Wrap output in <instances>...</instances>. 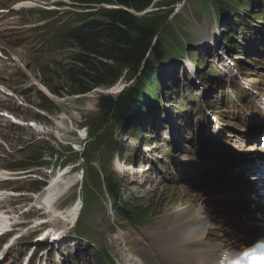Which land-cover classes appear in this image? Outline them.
<instances>
[{
	"label": "rangeland",
	"instance_id": "1",
	"mask_svg": "<svg viewBox=\"0 0 264 264\" xmlns=\"http://www.w3.org/2000/svg\"><path fill=\"white\" fill-rule=\"evenodd\" d=\"M56 1L58 0H38V3L54 5ZM190 5L191 0H155L150 7L139 13L141 16H138L144 21L145 24L151 26L154 25L157 28L155 31L157 36L155 37V40L152 38L149 44L150 51L151 49L153 50L154 46L155 48L157 47V43L159 41V38L157 39V37L159 33L161 35V40H163V37H165L166 32L164 29L167 28L169 21L174 23L172 24L171 29L174 30L176 35L178 33L186 35L191 34L190 39L194 43L197 42L199 28L200 26H203V22H200L199 24L194 19L192 20ZM109 6L110 5L106 6L105 4V7ZM176 6L179 7L173 11V8ZM211 9V6H209L202 11L204 19H208L209 22L213 16V13L209 12ZM162 15L169 16L164 17ZM23 17L24 16L22 15H15V17L9 21L10 25L7 26L9 39L1 38L0 35V49L6 56H8L7 59L0 58V84L1 86H4V88H10L12 92L14 90V92L20 93L24 97L25 101L22 102V105H19L17 102H14L12 98L7 99L3 93H0V105H6L8 111L17 116L20 121L26 122L27 120L35 119L37 120V123L38 121L42 123V126H44L46 131H49V133L39 141V143L41 142L40 145L44 147L43 152L46 154L45 164L49 165L52 162L49 153L50 150H53L52 145L56 143L54 133L58 131L56 126L58 121V112L65 111L69 113L75 119L76 123H79V125H87L89 127L90 135L91 130H95V128H97V133L103 130L105 135L108 137L110 129L112 127L115 129L117 126H114V124L111 123L114 119L108 124L101 119V113L98 106L99 97L102 95H111L117 97L122 93L123 90H126L131 86L134 87V81L132 80H135L133 78H136L138 73L136 74L134 72L136 75L130 76V73L133 72L132 69L128 70L127 68H124L122 75L115 82V84H113V86L102 84L95 86L90 92L87 93L74 92L75 86L72 85L70 80L65 78L64 75H58L55 68L60 64H73V56L76 52L75 47L68 43L60 49H57L54 54H51L49 51L42 50H38L36 53H33L34 44L32 41L19 40L16 37L15 31L18 27L17 25ZM166 19L168 21H166ZM213 25L215 24H212L211 29L214 28ZM177 27H179L178 33L176 32ZM205 29L206 28H204V30ZM2 30L3 28H1L0 33ZM204 30H202V33ZM203 39L205 40V38ZM185 42L188 43L187 37L185 38ZM209 49L210 48L207 46L206 50ZM217 49L219 51L209 54L205 51H200L203 53L202 58L206 59L207 61H211L212 67H217V77L209 79V81L208 79L206 81L201 79V82L198 79L196 83L192 78L186 77L183 68L180 80H178L174 74L170 73L172 68H180V64H178L179 58H187V53L184 51L175 54V57L172 60L167 59L164 64L157 63V66L159 67V74L163 69L161 73L162 82H164L163 73L165 70H167L169 73L165 74V82L168 83L169 81L174 82L177 85H182L181 89H185L186 93H195L194 97L196 101L191 103L187 102L186 108L181 111L178 103L174 100V94L165 95L164 99L157 100V107H150L147 111H145V113H147V117L144 121L143 117L137 118L129 125L123 126V128H121L122 130H120V134L123 139L122 145L124 149L130 146L134 148L135 154L132 158H135L136 163L133 162V165L135 164L134 168H126L125 165L128 164L127 162L130 161V158L128 157V152L122 150L120 151L121 156H117H119L125 162V165H121V170L125 169L126 171H118L122 174V180L128 182L129 187L132 188L133 195L131 196L138 198L141 201L139 203L147 204L151 211L162 206L165 207L166 210H171L175 207L170 206L169 204V201L172 198L168 192L177 191V195L184 196L186 191L192 190L196 199L206 194V189L209 187V184L214 177H220V175L217 173L211 175L218 156L223 152L221 149L222 143L217 142V144H214V132L212 130L213 128H215V130L218 128H225L226 123L221 119L224 118V116L230 115L232 113V109L235 107H240L238 104L237 106L232 105L234 102V97L231 88L229 87V77H234V79L237 78L242 82H250V79L241 77V73L235 74L234 63L231 61V59L236 56V50L232 48L229 43H223L222 45L220 43ZM262 49H264V47H262ZM170 55H172L171 49ZM210 55L214 56V58L212 57V60ZM10 56H14L15 59H12ZM258 56L262 57L260 53H254L251 54L249 58L244 56L242 58L247 63H245L247 67L253 69L255 68L259 73L264 62L257 63L256 60H258ZM22 62L25 63L29 68L28 74L30 77L33 75L40 80L44 78L46 80H50V82L53 81L51 82V86L59 84L61 87H63V91L61 92L62 98L69 96H74L75 98L58 102H54L47 98L50 100V105L45 104L48 109L46 114L43 116L41 114V116L35 115L36 105H38V103H42L40 101L41 97H39V92L37 89L30 85V77L22 73V71L19 69L18 66ZM208 66V63L203 62L200 66V74L204 73ZM255 69L254 71H248L250 72L248 74H251V76H256L257 74ZM253 82L259 81L254 79ZM209 85L212 86L210 91ZM226 96H228V98ZM183 112L185 113L183 114ZM228 121L229 119L226 122ZM9 123L10 122L7 120H2L1 117L0 137L6 142L5 146H0L1 167L6 166L14 159L28 155V149L20 147L24 145L26 141L34 140L37 138V135L41 134L39 130L34 128L32 129V127H29L28 125L18 126ZM143 126L144 133L142 135V139L135 138L134 132L136 131L137 127L141 128ZM193 130L195 131V136L191 139V131ZM75 133V130L72 132L70 131L65 133V137H67V139L77 140L78 138ZM94 133L96 134V132ZM222 135L223 132L221 136ZM237 136L238 134L235 133L229 134L227 137L237 138ZM103 140L104 137H101L100 141ZM37 142L38 141H36V143ZM146 143L149 146H145ZM199 144V154L202 163L198 165V175L195 176L192 174L190 169L189 160L192 158L198 159V156H189L190 153L188 152V147H198ZM208 145H211L209 152L210 154H213V158H210V156L206 158ZM7 150L12 152L10 153ZM115 158L116 157H114L111 162V165H113L114 168ZM97 163L99 162H96V164ZM166 166L174 169L168 171L165 169ZM51 168L52 165H50L48 169H42L43 174L48 176L50 174ZM35 172H37V170H35ZM72 172L75 173V171ZM73 173H68L70 178H72ZM182 178L183 182H181ZM29 181L30 179L19 180V182H9L6 183L5 186H7L8 189H17L19 187L25 186L26 189ZM34 185H38V183H34ZM128 191L130 192V189ZM125 192L127 193V190H125ZM98 193L101 200V205L99 206L100 208H98L95 212L92 211L90 214L85 216L86 221L88 222V240L78 238L79 241H75L76 239L69 237L71 241L74 242L73 247L75 248V254H77V257H80V252L81 254L89 253L87 251V247L92 243H102L108 250L109 254L113 255L112 257L114 260H116L119 264H126L121 258L122 256L128 257L130 251L126 249V246H123V243H121L122 246L119 244V240H117L115 235L112 233L114 228L111 231L113 215L111 213V204L107 190L103 188L102 190H98ZM25 194L26 195L19 197L11 196L4 200V202L0 203V206L3 205L6 210H10L17 214L20 209L26 205H29L34 200L32 195H30L32 194L31 192ZM5 203L7 205H5ZM73 203H76L81 207V203L77 201ZM211 204L215 206L216 210L219 208V206H221L218 202H213ZM180 208L181 206L176 208L177 212L173 211L165 213L162 216L166 217L165 219L170 221V218L175 220L176 215L182 214L180 217L181 222L186 212L183 213L179 211ZM192 211L193 213L195 212L193 209ZM87 222H85V224H87ZM185 223L186 222L184 221L183 225ZM228 227V229H232L233 232L236 231L235 222L230 218ZM128 228L134 232L132 237H138L140 242L138 247L143 254L153 255L154 252H157L164 256L165 251L163 247V235H168L164 227H150L149 229H144L141 226L143 230L142 237L137 235L135 229L131 225H128ZM116 233L119 232L117 231ZM128 238L129 237H127V239ZM81 241H83V243ZM161 242L163 243L161 244ZM42 244L38 245L36 242L34 245L40 249ZM145 244H148V248H144ZM34 245L33 243H20L17 246L16 252L26 255L29 253L28 250L30 247ZM168 248L169 250H173V252H175L177 249H180V246L170 242ZM49 257V264H58L60 260L63 264H67L68 259H70L69 253L66 251L64 246H60L54 250V252L50 254Z\"/></svg>",
	"mask_w": 264,
	"mask_h": 264
},
{
	"label": "trees",
	"instance_id": "2",
	"mask_svg": "<svg viewBox=\"0 0 264 264\" xmlns=\"http://www.w3.org/2000/svg\"><path fill=\"white\" fill-rule=\"evenodd\" d=\"M74 1L90 5L87 7L88 11H68L69 19L62 24L55 22L45 40L49 44L68 42L77 49V52L73 56V64L58 65L55 68L57 74L64 75L65 78L70 80L72 85L75 86L74 92L87 93L98 85L115 84L122 75L124 68L128 70L132 69L133 72L130 73V76H135L138 73L137 79L133 78L135 80H132L134 81V87L131 86L123 90L117 97L111 95H102L100 97L101 119L105 123L108 124L114 119L111 123L114 126L123 128V126L129 125L133 120L145 117V111L148 109V106H156V103L153 101L154 97L165 92L171 94L179 89L173 82L169 84L165 82L167 70L163 73L164 82H162L161 73L163 69L159 74V67L157 66V63L164 64L171 56L170 49L181 44L180 33H178L179 27L176 28V32L178 33L176 35L174 30L171 29L174 23L169 21L167 28L164 29L166 32L165 37L161 40L159 33L157 37V39L159 38V44L157 43V47L155 48L154 46L153 50L151 49L150 51L149 44L152 38L155 40L157 28L154 25L145 24L136 15V13L145 11L155 0ZM210 1L224 12L225 17H229L232 14L238 15L239 22L245 27L249 26L247 18L244 15V10L250 6L248 1L243 6L235 5L232 2L233 0ZM105 4L112 7H105ZM177 7H174L173 11ZM253 15L257 16L258 14L253 13ZM162 16L168 17L169 15ZM166 21L168 20L166 19ZM225 28L231 31V26L227 22L225 23ZM236 31H239L238 27L234 28L232 34L236 35ZM244 31L242 33L243 36H246L248 32H252L251 27H248V30ZM213 75L214 70L211 69L203 77L207 78ZM48 82L52 90L61 96L63 87L59 84L51 86V82L53 81L50 82L48 80ZM40 100L42 106L46 107V105H50V100L46 97L41 96ZM178 103L182 109L185 108V100L182 97ZM142 130L140 127H137L135 132L138 138H141ZM97 131V128L91 130L90 145L92 150L99 148V145L93 140L98 135ZM110 131L111 134L109 132L110 136L107 137V146L111 151H115L120 149L121 143L114 138L113 127ZM52 151L54 152L55 150L53 149ZM129 153L133 156L135 151L129 149ZM41 155L40 151L38 154L31 156V160L37 161ZM84 157L89 167L88 172L93 177L96 176V181L101 185L98 171L94 172L96 168L91 164V161L95 157H93V151H90L88 148ZM73 158L74 156L71 159ZM13 165L16 166L17 164L14 163ZM106 176L108 187L114 193L113 197L116 199V181L110 173H106ZM87 195L94 196V192L88 186ZM93 201H97L96 195L93 197ZM87 203L90 205L89 200H87ZM117 211L120 215L126 216L128 214L131 217L135 213V208L133 206H121L117 208Z\"/></svg>",
	"mask_w": 264,
	"mask_h": 264
},
{
	"label": "bare ground",
	"instance_id": "3",
	"mask_svg": "<svg viewBox=\"0 0 264 264\" xmlns=\"http://www.w3.org/2000/svg\"><path fill=\"white\" fill-rule=\"evenodd\" d=\"M180 6V5H179ZM178 6V7H179ZM148 23V22H147ZM214 26V25H213ZM213 33H214V28H206L203 33H202V37L205 38V40H208V39H212L213 37ZM205 46L209 47V44H205ZM222 50V49H221ZM16 72V71H15ZM21 73V72H20ZM209 81V80H208ZM204 83V82H203ZM187 84V83H186ZM4 87V86H2ZM188 87V86H187ZM190 90V89H189ZM14 91V90H13ZM17 93V92H16ZM1 95V94H0ZM174 97V96H173ZM1 98V97H0ZM7 100V99H6ZM41 101V100H40ZM1 106V105H0ZM6 106V105H5ZM8 106V105H7ZM189 107V106H188ZM193 108V107H192ZM193 110V109H192ZM211 111V110H210ZM236 116H233L231 119H229L228 122H225L226 123V127L225 128H222V132L224 133V135H228V134H235V133H239L243 136L246 137V139H244L243 141H240V143H244V142H247V143H251L253 144L255 147L258 148V150L262 153L264 152V149L260 146H264V135H261V134H256V133H253V130H249L250 129V126H241V125H236L234 123V119H235ZM217 122V121H216ZM10 124V123H9ZM220 124V123H219ZM218 124V125H219ZM38 125V123H37ZM2 126V125H1ZM3 127V126H2ZM1 127V128H2ZM30 127V126H29ZM195 128V127H194ZM213 128V127H212ZM33 129V128H32ZM3 130V129H2ZM210 131V130H209ZM3 132V131H2ZM238 134V135H239ZM195 136V135H194ZM153 146V145H152ZM1 153V152H0ZM255 153L257 154V151L255 150ZM2 156V155H1ZM244 156V155H242ZM254 156V155H253ZM24 157V156H23ZM36 161V160H35ZM233 167H242V164H240L238 161H235L232 163ZM182 166V165H181ZM239 174V176H244L245 178H249V176L251 175L249 172H247L245 169H241L239 171H237ZM78 177V175H77ZM234 177H237V176H234ZM23 178H26V177H23ZM59 179H61L62 177H58ZM228 179V178H227ZM176 189V188H175ZM259 189H260V186H259V183L258 182H252L251 183V188L250 190L248 191V194H247V197L248 199L250 200V202L254 203L256 205L255 208H258V203H259V198H260V195H259ZM177 192V191H176ZM59 194V190L57 188H54V186H50L49 188H47L41 195L38 196L37 198V203L38 204H42V205H47V208H48V205L49 203H53L55 198L58 196ZM5 197H7V194L6 192L4 191H0V200L1 199H4ZM11 200V199H9ZM4 202V201H3ZM6 202V201H5ZM12 203V202H11ZM5 205H7L5 203ZM13 208V207H12ZM81 207L79 205H77L76 203H73L71 204L70 206H68L66 208V211L65 212H62V213H56L54 217L57 216V214H60L62 215L63 217L67 218L68 220H71V221H75V219L79 217V215H77V212L79 211ZM195 210V209H193ZM193 211L191 212V216L193 215ZM131 215V214H130ZM128 216V214L126 215ZM4 219H6V217L4 216L3 217ZM18 219V218H16ZM186 222V221H185ZM202 222H203V230L200 232V234L197 236L198 238L201 237L203 235V232H204V229L209 225L211 224V220L210 219H202ZM234 225V224H233ZM145 229V228H144ZM155 229V228H154ZM159 231V230H158ZM157 231V232H158ZM261 231H264L263 228H260L257 233L261 232ZM88 233V231H87ZM164 234V233H163ZM127 237L131 238V235L128 234H124L122 235V238H123V246H126V249H128V251L130 252H136L137 249L135 247V243H138V240L136 238H132V240H128ZM149 237V236H148ZM150 238V237H149ZM134 240V241H133ZM156 242V241H155ZM163 242H161L162 244ZM26 244V243H25ZM34 245V244H33ZM43 245V244H42ZM159 245V244H157ZM133 246V247H132ZM132 247V248H130ZM164 247V246H163ZM148 248V247H147ZM29 251V250H28ZM146 251V250H145ZM170 251H173V250H170ZM264 253V250H259V253ZM122 254V253H121ZM200 254V253H199ZM27 255V254H26ZM132 255V253H131ZM130 254L128 255V257H123L124 260H127L130 262V258H129ZM189 264H192V263H189ZM199 264V263H197Z\"/></svg>",
	"mask_w": 264,
	"mask_h": 264
},
{
	"label": "water",
	"instance_id": "4",
	"mask_svg": "<svg viewBox=\"0 0 264 264\" xmlns=\"http://www.w3.org/2000/svg\"><path fill=\"white\" fill-rule=\"evenodd\" d=\"M107 6V5H106ZM110 7V6H109ZM137 15H141V14H139V13H136Z\"/></svg>",
	"mask_w": 264,
	"mask_h": 264
}]
</instances>
